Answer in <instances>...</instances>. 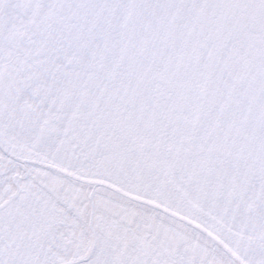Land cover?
<instances>
[{
	"label": "snow or ice",
	"instance_id": "snow-or-ice-1",
	"mask_svg": "<svg viewBox=\"0 0 264 264\" xmlns=\"http://www.w3.org/2000/svg\"><path fill=\"white\" fill-rule=\"evenodd\" d=\"M0 264H264V0H0Z\"/></svg>",
	"mask_w": 264,
	"mask_h": 264
}]
</instances>
